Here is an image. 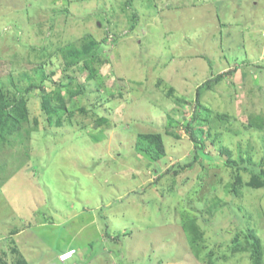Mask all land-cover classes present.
<instances>
[{
  "label": "rangeland",
  "instance_id": "1",
  "mask_svg": "<svg viewBox=\"0 0 264 264\" xmlns=\"http://www.w3.org/2000/svg\"><path fill=\"white\" fill-rule=\"evenodd\" d=\"M4 113L0 264H264V0H0Z\"/></svg>",
  "mask_w": 264,
  "mask_h": 264
},
{
  "label": "trees",
  "instance_id": "2",
  "mask_svg": "<svg viewBox=\"0 0 264 264\" xmlns=\"http://www.w3.org/2000/svg\"><path fill=\"white\" fill-rule=\"evenodd\" d=\"M219 78H221V76L213 78V79H209L197 88L196 102L199 106H200V99L204 91L207 89H211L212 83L214 81H217ZM2 116L4 119L3 120L4 123L0 124V131L5 130L7 128L5 127V125L8 124V122L11 120V117L9 114L4 113L2 114ZM187 126L189 127V130H190L191 129L190 125H187ZM191 135H192V139L196 142V146L194 147V150L196 152L197 151L202 152L201 150L203 149V144L199 142L198 137L194 133H191ZM136 150L139 154L143 155L144 157L148 158L151 162H154V163H157L159 160H161L165 156L164 144L158 135H142L138 140V145L136 147ZM233 164L236 165V163H233ZM260 172L262 173L263 171L261 170ZM240 179H241V176L237 175L235 178V182H233L232 184L233 192H236L235 191L236 188L241 183ZM254 179H256L255 175H254ZM183 230L189 237V243L195 255L202 261L206 258L207 259L206 261L208 262V264L216 263L219 257L216 258V253L213 249H210L209 251L206 250L209 247L203 244L205 240V234H204L203 229H201V227L198 225L197 220L190 219V220L185 221ZM242 232L243 231H241L240 233ZM240 233L239 232L236 233L234 238L228 242L227 252H230L232 254L245 252V251L251 252L250 257H251L252 262L254 264H262L263 251H262L260 239L256 236L255 233H253L252 231H248V232L242 233L244 236V240H245V242H242V240L240 239L241 237ZM105 237L108 239L110 237V234L106 232ZM223 246L224 245L221 244V247ZM205 250L206 252H204ZM227 256L228 255L224 254L221 256V258L226 259Z\"/></svg>",
  "mask_w": 264,
  "mask_h": 264
},
{
  "label": "built area",
  "instance_id": "3",
  "mask_svg": "<svg viewBox=\"0 0 264 264\" xmlns=\"http://www.w3.org/2000/svg\"><path fill=\"white\" fill-rule=\"evenodd\" d=\"M76 253V251L75 250H68V251H65V252H63L62 254H60L59 255V261L61 262V263H65V262H67L68 260H70L71 259V257L74 255Z\"/></svg>",
  "mask_w": 264,
  "mask_h": 264
},
{
  "label": "clouds",
  "instance_id": "4",
  "mask_svg": "<svg viewBox=\"0 0 264 264\" xmlns=\"http://www.w3.org/2000/svg\"><path fill=\"white\" fill-rule=\"evenodd\" d=\"M69 250H72V249H69ZM73 250H75L76 251V253L71 257V259H73L76 255H77V250L76 249H73ZM68 251V250H67ZM62 254V253H61ZM60 255V254H59ZM59 257V256H58ZM70 259V260H71ZM58 261H59V258H58ZM69 261V260H68ZM60 262V261H59ZM61 263V262H60ZM66 263V262H65ZM64 264V263H63Z\"/></svg>",
  "mask_w": 264,
  "mask_h": 264
},
{
  "label": "crops",
  "instance_id": "5",
  "mask_svg": "<svg viewBox=\"0 0 264 264\" xmlns=\"http://www.w3.org/2000/svg\"><path fill=\"white\" fill-rule=\"evenodd\" d=\"M79 252L77 251V254H78Z\"/></svg>",
  "mask_w": 264,
  "mask_h": 264
}]
</instances>
